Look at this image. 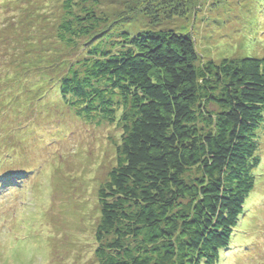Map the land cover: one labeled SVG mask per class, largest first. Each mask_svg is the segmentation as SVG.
Masks as SVG:
<instances>
[{
    "label": "trees",
    "instance_id": "1",
    "mask_svg": "<svg viewBox=\"0 0 264 264\" xmlns=\"http://www.w3.org/2000/svg\"><path fill=\"white\" fill-rule=\"evenodd\" d=\"M60 4L54 38L78 56L61 71L51 62L36 67L28 88L52 106L57 95L70 116L88 125L120 129L115 166L97 191L94 261L218 264L260 167L264 57L216 64L199 58L190 35L153 28L182 14L184 0H139L140 9H125L112 23L97 13V0ZM139 10L150 25L118 32L117 24ZM10 76L0 77V93L19 99L23 111L31 108ZM0 125L5 140L22 130L14 120ZM6 177L2 186L23 178Z\"/></svg>",
    "mask_w": 264,
    "mask_h": 264
},
{
    "label": "rangeland",
    "instance_id": "2",
    "mask_svg": "<svg viewBox=\"0 0 264 264\" xmlns=\"http://www.w3.org/2000/svg\"><path fill=\"white\" fill-rule=\"evenodd\" d=\"M61 1L0 0V77L14 74L11 87L31 102L23 111L19 99L8 101L7 93H0V121L22 124L20 133L0 138V176H23L10 189H3L0 181V264H96L97 191L115 166L120 129L115 124L88 125L70 116L57 95L52 106L28 88L36 67L51 62L61 71L78 56L76 48L68 50L54 38L64 13ZM97 1V13L110 23L125 9L141 8L139 0ZM184 5L182 14L160 18L153 28L190 35L199 58L216 64L227 58L264 57V0H184ZM141 13L133 14L129 23L111 24L112 30L126 28L133 34L143 23L150 25ZM49 105L59 109L51 111ZM258 137L255 186L218 264H264V127Z\"/></svg>",
    "mask_w": 264,
    "mask_h": 264
},
{
    "label": "clouds",
    "instance_id": "3",
    "mask_svg": "<svg viewBox=\"0 0 264 264\" xmlns=\"http://www.w3.org/2000/svg\"><path fill=\"white\" fill-rule=\"evenodd\" d=\"M4 187L10 189V187H8V186L7 187L6 186H3L2 188L4 189ZM3 196H4V194H3Z\"/></svg>",
    "mask_w": 264,
    "mask_h": 264
},
{
    "label": "bare ground",
    "instance_id": "4",
    "mask_svg": "<svg viewBox=\"0 0 264 264\" xmlns=\"http://www.w3.org/2000/svg\"><path fill=\"white\" fill-rule=\"evenodd\" d=\"M44 125V124H43Z\"/></svg>",
    "mask_w": 264,
    "mask_h": 264
}]
</instances>
